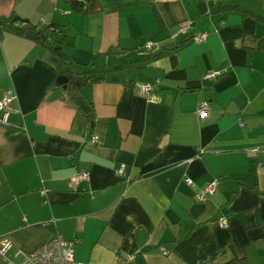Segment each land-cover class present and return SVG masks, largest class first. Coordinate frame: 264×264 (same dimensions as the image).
Masks as SVG:
<instances>
[{
  "label": "crops",
  "instance_id": "0c3cea01",
  "mask_svg": "<svg viewBox=\"0 0 264 264\" xmlns=\"http://www.w3.org/2000/svg\"><path fill=\"white\" fill-rule=\"evenodd\" d=\"M99 1L84 14L65 0H0V21L47 29L49 45L103 77L81 89L90 129L51 86L47 48L0 30V99L16 92L0 124L6 256L21 263L62 235L87 264H264V0ZM182 24L188 34L173 36ZM147 41L157 47L146 51ZM80 172L88 179L75 185Z\"/></svg>",
  "mask_w": 264,
  "mask_h": 264
},
{
  "label": "built area",
  "instance_id": "2783aa9c",
  "mask_svg": "<svg viewBox=\"0 0 264 264\" xmlns=\"http://www.w3.org/2000/svg\"><path fill=\"white\" fill-rule=\"evenodd\" d=\"M14 27L22 26L21 21H15L13 23ZM190 29L189 24L180 25L177 30L173 33V36L177 35H187ZM205 34L197 36L195 39L200 41L205 38ZM157 47V42L147 41L144 45L146 51H153ZM219 72H210L206 75L208 79H213L217 77ZM139 90L143 94H150L152 90L151 83H142L139 85ZM16 98V92L14 89H8L3 93L0 99V124L8 125L10 116V105L12 101ZM209 102L202 101L198 108V114L201 117H205L208 114ZM241 125H243L241 123ZM93 143L99 141V137L93 134L90 139ZM119 175L125 174V167L121 165L117 170ZM88 179V174L86 172H80L73 176L72 181L76 185L80 180ZM187 184L193 185L192 180L186 179ZM219 186V180L213 179L207 187L197 194V199L199 201H204L207 194H213ZM219 224L223 227L227 226V219L221 218ZM76 240H67L62 235L55 236L49 243L43 245L42 247L36 249L32 253L26 254L24 260L21 263H15L11 261L6 253L11 247V242L7 238L0 239V255L3 257V264H87L84 261L77 260L75 257V245ZM136 258V254H130L126 256L127 262H132Z\"/></svg>",
  "mask_w": 264,
  "mask_h": 264
},
{
  "label": "trees",
  "instance_id": "16d2710c",
  "mask_svg": "<svg viewBox=\"0 0 264 264\" xmlns=\"http://www.w3.org/2000/svg\"><path fill=\"white\" fill-rule=\"evenodd\" d=\"M73 11L81 12L84 14H91L99 12L102 8L99 0H65ZM226 9V8H225ZM232 9V8H228ZM234 9V8H233ZM245 12V11H244ZM17 17L2 20L1 31H10L18 36L30 39L37 44L47 48L52 62L55 64L58 76L64 75L68 78L65 91L75 101L79 110L85 114L87 122L90 124V129L95 124V113L92 103H84L81 96V89L89 83H94L103 80V77L88 76L84 73L81 67L74 63L67 54L63 51L62 47L57 44H48V30L40 29L35 25L26 24L14 27L13 23L17 21ZM57 85L56 79L51 82V86ZM86 106V107H85ZM224 264H251L246 258L234 259Z\"/></svg>",
  "mask_w": 264,
  "mask_h": 264
},
{
  "label": "water",
  "instance_id": "95a60500",
  "mask_svg": "<svg viewBox=\"0 0 264 264\" xmlns=\"http://www.w3.org/2000/svg\"><path fill=\"white\" fill-rule=\"evenodd\" d=\"M67 81H68V78L66 76H64V75H60L56 79L57 85L58 86H63L64 88H66Z\"/></svg>",
  "mask_w": 264,
  "mask_h": 264
}]
</instances>
